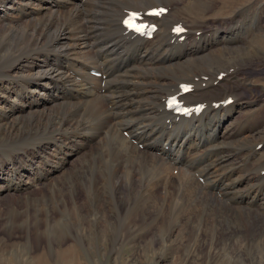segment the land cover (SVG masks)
Instances as JSON below:
<instances>
[{
	"label": "bare ground",
	"instance_id": "1",
	"mask_svg": "<svg viewBox=\"0 0 264 264\" xmlns=\"http://www.w3.org/2000/svg\"><path fill=\"white\" fill-rule=\"evenodd\" d=\"M184 1L2 0L0 140L18 143L23 136L45 127L49 111L61 107H69L70 111L67 118L55 117V123L46 125L49 137L35 140L33 146H15L17 150L7 151L9 164L0 166V181L8 183H0V203L6 199L5 191L23 189L30 193L35 187L28 184L29 179H13L24 177L26 172L30 177L39 172L36 167L27 168V161L36 164L58 159L46 170L49 186L74 171L79 164L76 159L87 158L101 145H115L116 193L122 195L123 186L129 192L139 187L149 201L170 200L173 207H180L173 223H169L170 232L164 233L163 245L159 249L149 247L145 253L152 258L151 263H155L161 247L168 248L170 254L191 243L192 235L186 232L190 219L180 218L183 213L194 211L207 220L210 210L217 207L220 220L231 215L234 218L225 220L235 222L229 228L221 227L222 236L217 238L244 236V228L247 236L258 235L260 241H253L252 251L262 255L257 256L256 264H263L264 183L260 185V181L264 178V124L258 119L256 102L250 103L243 95L245 89H250L252 96L255 92L239 78L245 66L241 57L259 51L252 47L254 42L246 44L244 35L250 38L262 27V19L239 7L229 20L222 18L218 25L200 22L198 16L216 3L193 0L190 9L196 19L186 20L188 32L181 40L172 29L183 20L180 9H184ZM159 4H166L170 10L157 18L159 28L152 39L126 33L122 25L125 10H145ZM93 69L101 71L102 76L92 74ZM222 71L226 75L217 79ZM185 81L195 86L185 96L187 103L204 102L206 107L198 115L178 117L167 108V98L179 92ZM13 82L20 83L11 85ZM229 96L233 102L217 104ZM88 113L100 123L94 132L84 121ZM233 116L236 123L226 126ZM260 143L263 145L258 148ZM73 205L82 204L74 200ZM207 230L185 255L192 260L209 253L213 264H227L224 251H213L211 247L204 250L212 245L204 239ZM218 231L220 228L215 233ZM137 242L132 240L131 256L137 254Z\"/></svg>",
	"mask_w": 264,
	"mask_h": 264
},
{
	"label": "rangeland",
	"instance_id": "2",
	"mask_svg": "<svg viewBox=\"0 0 264 264\" xmlns=\"http://www.w3.org/2000/svg\"><path fill=\"white\" fill-rule=\"evenodd\" d=\"M212 1L216 3V5L211 6L213 10L211 9L207 13L199 15L198 21L209 24L216 22L218 25L222 18L229 20L228 17H231L234 14L233 12L239 9V7L251 10V12L262 19V27L251 36L254 39L251 37L247 38L246 34L244 35L246 44L254 42L252 47L254 46L259 51L254 50L255 55L241 57L242 60L245 59L243 61L245 66L244 75L239 76V78L249 84L250 88L255 92V96H252L250 89H245L243 90V95L247 97L250 103L256 102L255 105H257V110L259 111L258 119L264 124V91L263 93L261 92L264 89V0ZM1 2L2 0H0ZM192 2L194 1L185 0L183 5H181L184 9H180V15L185 21L193 17L196 19V16L191 13L192 8L190 9ZM19 83L13 82L11 85ZM61 108H57L55 110L56 113L53 111L48 112L50 117L48 116L45 121L47 126L52 122L55 123V117L64 116L67 118L69 116L70 108ZM234 116L226 121V126L236 123V119L240 118L237 115V118L233 119ZM84 121L87 124L89 123L88 125H91L89 127L91 132H94L100 126L98 121L92 120L90 113H88V117ZM46 125L41 131L39 130L23 136V139L21 138L18 143L12 142L13 140L4 143L3 140V142L0 140V158L5 153L7 155L0 159V166L8 167L9 159L7 157L10 153H7V151L23 149L29 144L33 146L42 138L49 137L50 134L45 130ZM223 129L222 127V131H224ZM63 133L66 134V132ZM58 136L61 137L62 135L58 134ZM62 137L65 139L64 136ZM166 148H168V145ZM115 151V145H101V147L92 150L87 158L81 159V161L80 159H76L75 163H79L78 167L74 171H68V175L66 173L60 178L55 179L56 182H53L49 186H46L51 182L46 179V170L50 166L55 165L58 159L56 157L55 160L44 159V161L40 160V163L36 161V164L22 159L23 161H27V168L36 167L39 172L36 175H31L34 178H31L28 172L24 173V177L17 176V178H13L17 182L20 179L23 181L29 179L31 182L28 184L35 185L30 193H28V190L26 192L23 189L5 191L7 194L6 199L2 201L3 203H0V264H213L212 256L209 253L200 254L192 260H190L191 258L188 259L185 255V251L187 252L188 250L187 248H189V251L193 248V244L196 242L194 240L198 238L202 239L207 228H209V232L207 230L209 234H206L207 236L204 239L212 245H208L209 247L207 246V249L204 250L209 251L211 247L210 250L213 249V251L214 248L220 253L224 251L222 254L227 255L229 258L227 256L225 258L226 263L229 261L227 264H256L262 255L254 254L252 243L253 241L259 242L260 240L258 239L260 237H256L258 235L254 237L247 236L248 232H245L244 228L242 229L244 236H239L235 239L226 236L225 239L219 240L217 237L222 236L221 233H223L221 227L222 229L229 228L235 222H232V224L225 220L227 218H234L231 215H226L223 219L224 221L220 220V213L218 214L219 210L217 207L210 210L207 220L203 215L194 214V211L183 213L180 218L189 217L190 219L186 232L192 235L191 243L187 247L182 246V250L175 253L170 252V254H168V248L164 250L161 247L160 253L156 256L155 263L153 261L151 263L152 258L148 253H145L152 246L159 249L160 245H163L164 233L170 232V224L173 223V219L179 214L180 207L177 205L173 207L170 200H156V203L152 202V200L149 201L142 195L139 187L129 192V189L123 186L124 193L122 195L116 193L114 188V165L117 152L115 153ZM19 152L24 153L23 150ZM22 160L19 161L18 165ZM174 172L176 175L177 170H174ZM125 173H127V169ZM262 175H264L263 172ZM1 180V184L8 183L7 181L4 182V179ZM82 180L84 181L82 182ZM14 182L11 183L14 184ZM263 183L264 178L261 179L260 185ZM74 200H77L82 205L74 206ZM207 203L209 207L210 201H207ZM218 228H220V232L215 233V230H218ZM132 230L135 231L133 232ZM133 239L139 240L137 242L138 245L134 243L137 247L138 255L131 256V248L134 246L132 243ZM185 245H188V240L185 242ZM165 255L167 256L166 259H159L160 256ZM262 263L264 264L263 261Z\"/></svg>",
	"mask_w": 264,
	"mask_h": 264
}]
</instances>
